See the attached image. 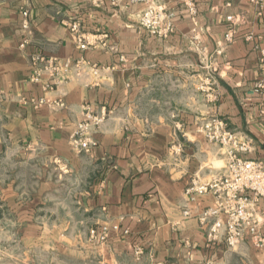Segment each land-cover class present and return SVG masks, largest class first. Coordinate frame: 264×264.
Instances as JSON below:
<instances>
[{
  "label": "crops",
  "instance_id": "1",
  "mask_svg": "<svg viewBox=\"0 0 264 264\" xmlns=\"http://www.w3.org/2000/svg\"><path fill=\"white\" fill-rule=\"evenodd\" d=\"M146 5L0 0V232L32 264L39 250L51 264L60 256L63 264H264V245L250 237L233 248L208 239L198 215L216 204L214 193L183 214L191 180L209 181L227 162L229 145L208 141L201 119L223 117L250 141L242 155L264 163L255 91L264 81V8L258 14L250 0H156L175 12L173 32L160 36L141 25ZM74 19L93 46L77 47ZM37 54L79 63L82 72L63 68L59 84L45 89L30 80ZM103 113L91 131L98 145L73 147L77 125ZM254 208L264 235V196ZM103 225L108 239L91 238Z\"/></svg>",
  "mask_w": 264,
  "mask_h": 264
},
{
  "label": "built area",
  "instance_id": "2",
  "mask_svg": "<svg viewBox=\"0 0 264 264\" xmlns=\"http://www.w3.org/2000/svg\"><path fill=\"white\" fill-rule=\"evenodd\" d=\"M147 5L142 12L140 22L151 34L166 35L174 30L175 12L156 5V0H144ZM255 5L257 13L261 14L264 8V0H250ZM192 14L197 12L194 3L189 4ZM23 27L29 26L28 12H24ZM227 20L234 21L233 15H228ZM70 29L74 34L78 48L86 49L94 44L91 43L82 30L79 20L70 22ZM234 30L231 28L226 35L227 41H233ZM57 57H45L37 54L32 59V72L30 80L41 82L45 89H51L61 81V71L76 68V73L82 72L81 64H72ZM44 65L43 67L41 65ZM95 65H91L94 67ZM46 72L48 78L44 79L42 73ZM67 74V73H66ZM255 91L262 95V111L264 112V81L256 84ZM41 103V101H40ZM63 105V101L59 100ZM106 114L90 117L80 122L74 131L72 145L79 151L89 152L98 145L97 139L91 134L93 127L104 121ZM199 130L210 142L229 145L227 162L222 172H218L209 181H200L197 178L191 180L185 190L186 204L183 214L191 215L189 202L207 193L216 195V204L203 208L199 220L208 225V239L215 241L224 239L229 248H233L250 237L255 244L264 245V235L260 232L261 221L257 217L254 208L255 201L264 196V163L262 160L245 158L242 153L249 151V140L240 139L237 133L231 129L227 121L220 115L214 114L201 119L198 123ZM110 228L103 225L99 229L91 230V238L104 242L109 237ZM128 233V230H125ZM142 252L137 248V253Z\"/></svg>",
  "mask_w": 264,
  "mask_h": 264
},
{
  "label": "rangeland",
  "instance_id": "3",
  "mask_svg": "<svg viewBox=\"0 0 264 264\" xmlns=\"http://www.w3.org/2000/svg\"><path fill=\"white\" fill-rule=\"evenodd\" d=\"M141 108V110L143 111H153L155 112V107H150V106H144V107H139ZM5 225L4 223L1 224L0 222V226ZM12 244H11V240H8L7 236L5 234H2L0 232V264H32L28 263V262H24L23 258L21 257V255H24L27 251H23L22 249L19 250H12ZM31 254H37V256L35 257V261L37 262V264H51L50 259H47L46 256V252L44 251H36V252H31ZM17 255L20 257L18 258ZM16 256V257H15ZM52 264H63V257H57L54 259V262H52Z\"/></svg>",
  "mask_w": 264,
  "mask_h": 264
}]
</instances>
